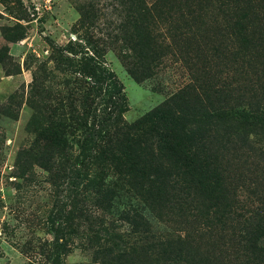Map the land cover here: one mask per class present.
<instances>
[{
	"label": "trees",
	"instance_id": "trees-1",
	"mask_svg": "<svg viewBox=\"0 0 264 264\" xmlns=\"http://www.w3.org/2000/svg\"><path fill=\"white\" fill-rule=\"evenodd\" d=\"M215 5L223 10L225 21L217 29L219 38L238 42L237 49L224 48L226 57L234 59L228 65L234 64L239 75H254L261 98L255 93L247 101V93L240 89L236 98L226 77L216 87L205 76L195 75L201 71L197 69L176 94L127 123L122 115L124 87L102 61L105 50L122 48L123 66L142 82L168 56L200 54L206 48L211 41L207 16ZM78 10L77 26L84 36L64 47L51 44L50 61L60 81L46 85L49 75L41 67L42 76L33 75L29 98L33 114L28 129L34 140L28 153L55 189L57 203L48 218L51 230L64 238L59 234L73 218L72 206L58 204L59 190L68 184L86 204L79 226L97 246L96 257L104 264L130 262L137 249L167 264H210L208 253L195 251L185 238L150 240L144 216L126 207L120 210L121 220L132 232L115 233L120 245L108 247V240L98 235L107 224L100 214L123 190L160 216L189 212L208 226L226 228L232 181L223 168L224 151L238 145V150L264 161V145L250 139L264 138V0H84ZM20 28L17 24L3 29L6 43L24 38ZM9 59L6 45L0 48V65ZM10 72L7 75H14ZM239 232L238 249L247 262L264 264V215ZM62 248L53 246L57 255Z\"/></svg>",
	"mask_w": 264,
	"mask_h": 264
},
{
	"label": "rangeland",
	"instance_id": "rangeland-1",
	"mask_svg": "<svg viewBox=\"0 0 264 264\" xmlns=\"http://www.w3.org/2000/svg\"><path fill=\"white\" fill-rule=\"evenodd\" d=\"M83 2L0 0V48L7 45L12 58L0 65V264L106 263L96 257L97 246L88 240L84 227L79 226L81 218L86 215L85 203L82 197L74 195L71 185H64L59 190L61 203L59 201L58 204L61 207L70 205L74 210L73 218L63 228V234H59L64 235V238L51 230L48 218L53 203H57L55 189L49 184L47 172L28 153L34 140V135L28 129L33 114L29 105L33 75L42 76L40 68L46 67L49 75L46 85L60 81L56 66L50 61L51 44L64 47L69 41L75 42L84 36L85 32L77 26L81 19L78 8ZM222 12L216 5L209 8L207 18L212 42L207 40V46L200 54L170 55L151 78L142 82L135 81L123 66L119 56L122 48L105 50L102 61L124 87L122 115L127 123L138 121L176 94L191 82L192 73L197 69L201 71L195 75L201 78L205 76L206 81L216 87L222 86L226 77L227 82L233 83L236 98L238 89L240 93L245 90L247 101L255 93L258 99L261 98V89L253 85L254 75H239L235 72L237 67L234 64L228 65L234 59L226 57L224 48L232 45L237 49L238 42L219 38L217 29L225 23ZM17 24L22 26L18 30L24 33V38L6 43L3 29L13 28ZM213 47L220 48L215 51ZM258 61L263 59L259 58ZM9 71L14 75H7ZM250 139L259 143L260 147L264 145L261 135ZM223 157V168L232 181H229L228 188L231 192V215L225 229L208 226L192 218L189 212L173 211L161 217L122 190V195L114 201V205L101 212L107 224L98 235L112 241L105 242L108 247L114 242L120 245L115 233L129 235L132 232L131 226L121 220L120 210L126 207L144 216L150 226V240H174L180 236L189 240L195 251L208 253L210 264H250L238 249V236L239 230L254 226L264 215V161L255 154L238 150V145L232 149L228 146ZM69 210L70 207L65 214ZM125 240L132 241L128 237ZM55 244L64 246L62 254H56V249H53ZM154 257V254L149 256L143 249H137L130 262L125 264H167L163 258L160 261L159 256V260Z\"/></svg>",
	"mask_w": 264,
	"mask_h": 264
}]
</instances>
